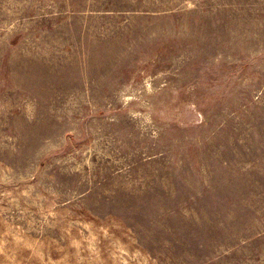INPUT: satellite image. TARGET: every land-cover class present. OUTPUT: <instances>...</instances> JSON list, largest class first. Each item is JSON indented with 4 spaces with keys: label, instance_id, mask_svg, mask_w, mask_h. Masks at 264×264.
I'll list each match as a JSON object with an SVG mask.
<instances>
[{
    "label": "rangeland",
    "instance_id": "rangeland-1",
    "mask_svg": "<svg viewBox=\"0 0 264 264\" xmlns=\"http://www.w3.org/2000/svg\"><path fill=\"white\" fill-rule=\"evenodd\" d=\"M0 264H264V0H0Z\"/></svg>",
    "mask_w": 264,
    "mask_h": 264
}]
</instances>
